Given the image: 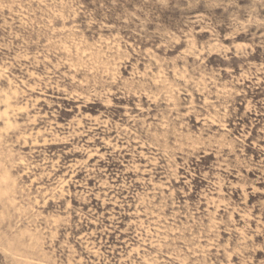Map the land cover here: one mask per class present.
<instances>
[{"label":"clouds","instance_id":"1","mask_svg":"<svg viewBox=\"0 0 264 264\" xmlns=\"http://www.w3.org/2000/svg\"><path fill=\"white\" fill-rule=\"evenodd\" d=\"M0 264H264V0H0Z\"/></svg>","mask_w":264,"mask_h":264}]
</instances>
